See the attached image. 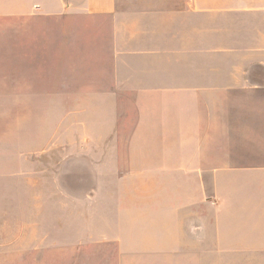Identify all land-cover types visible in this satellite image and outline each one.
Instances as JSON below:
<instances>
[{"label":"crops","instance_id":"obj_1","mask_svg":"<svg viewBox=\"0 0 264 264\" xmlns=\"http://www.w3.org/2000/svg\"><path fill=\"white\" fill-rule=\"evenodd\" d=\"M29 15L108 22L80 99L138 98L133 143L161 149L126 155L122 178L163 176L165 194L146 192L144 217L121 200L112 227L82 240L107 247L86 264H264V0H0V23ZM26 228L11 242L0 209V264H42Z\"/></svg>","mask_w":264,"mask_h":264},{"label":"rangeland","instance_id":"obj_2","mask_svg":"<svg viewBox=\"0 0 264 264\" xmlns=\"http://www.w3.org/2000/svg\"><path fill=\"white\" fill-rule=\"evenodd\" d=\"M102 26L108 22L95 20L91 30L81 20L41 15L0 23V209L7 211L11 242L29 239L26 227L34 225L42 264L104 261L98 255L106 244L82 246V240H97L112 227L121 200L140 203L131 216L144 217L146 192L155 199L165 194L153 193L164 191L163 176L122 178L129 171L126 155L161 150L156 143H133L138 98L80 99L82 83L93 74L88 63H100L107 53ZM171 148L167 143L163 150ZM140 167L134 160L132 168ZM165 208L160 214H175Z\"/></svg>","mask_w":264,"mask_h":264}]
</instances>
